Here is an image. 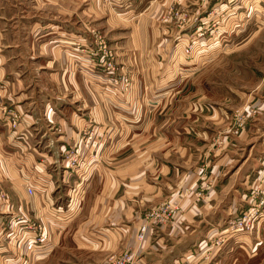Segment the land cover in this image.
<instances>
[{"label": "crops", "instance_id": "1", "mask_svg": "<svg viewBox=\"0 0 264 264\" xmlns=\"http://www.w3.org/2000/svg\"><path fill=\"white\" fill-rule=\"evenodd\" d=\"M235 2L121 0V31L102 0H0V264H108L124 251L132 264L239 263L223 228L264 172V93L235 124L196 85L223 41L261 32L264 0ZM198 17L216 28L193 39ZM95 26L115 31L113 76L131 75L130 89L108 85ZM165 201L173 217L149 219Z\"/></svg>", "mask_w": 264, "mask_h": 264}, {"label": "rangeland", "instance_id": "2", "mask_svg": "<svg viewBox=\"0 0 264 264\" xmlns=\"http://www.w3.org/2000/svg\"><path fill=\"white\" fill-rule=\"evenodd\" d=\"M102 1L106 7L110 5V9L112 8L111 10H116V15L122 20V23L119 26H113L116 27V29L121 28V31H124V25H128V23L131 22L130 14L128 13L129 11L121 7L124 4L122 5L121 0L118 1V3L116 2L117 0ZM234 1L235 0H228L230 3H233ZM237 1L241 4L244 2V0H236V2ZM118 8H123L124 10H118ZM176 8L171 6L168 7L166 14L169 12V15L175 16V14H177ZM199 8L207 9L210 15L213 13L215 14L216 10H213L214 7L209 9L210 7H207V5L206 7L200 6ZM199 14H202L201 9L197 16ZM200 17H198L197 20L198 24L203 23L200 21ZM185 19H187L186 14L182 16V19L176 18V21L179 20L176 25L181 26L180 22H182L183 25ZM103 21L105 22V25H108V22L104 19ZM212 21L213 20L210 19L207 24L203 23L204 26L199 29V32H202V35L196 34L198 37H193V39H198L201 36L204 37L206 32L213 29V26L216 28V25H214ZM255 28H258V30L261 31L257 36L251 35L249 37L247 33H244L237 39L231 38L223 41L222 46L229 45L228 48H218L217 53L212 54V58L207 62L209 64L201 70L202 73L196 83L200 92L207 93L212 97V103L214 105H227V108L233 113L232 120H234L235 124H237L238 121L242 122L243 106L252 105V95L255 96L259 93H264V18H262L260 24L255 26ZM251 29L252 27L249 28V30ZM89 35V39L97 44V49L101 54V71L105 72L106 75H109L110 80L113 78V73L109 69V64L118 65L117 62L122 64L116 55L114 41H112L113 38L111 39V37L117 35L115 34V31L109 30L108 27L103 26L92 27L91 30H89ZM192 42L191 39L184 46V55L193 56V48L188 52L186 49L192 44ZM120 72L122 73L121 75H126L125 77H128L129 80V84L125 87L126 89L121 88L124 90L130 89L132 85L131 75L124 73L123 70H120ZM107 83L108 85L113 86L114 89H119L115 88L113 81ZM8 109H5V113H7ZM18 124L15 127H17ZM11 127H13V125H11ZM75 154L76 150L69 153L68 157L71 161H73L74 157L72 156ZM74 162L75 161H73V163ZM253 186V195L250 197L251 201L244 209L251 208L253 214L251 220L254 221V227L251 230L239 233V235L236 236L238 241H240L237 250L239 258L238 264H264V172L257 177ZM249 234L254 238V242H252V239H244L248 237ZM256 238L260 239L258 243L255 242Z\"/></svg>", "mask_w": 264, "mask_h": 264}, {"label": "built area", "instance_id": "3", "mask_svg": "<svg viewBox=\"0 0 264 264\" xmlns=\"http://www.w3.org/2000/svg\"><path fill=\"white\" fill-rule=\"evenodd\" d=\"M193 45H195L194 41L189 47L186 48L187 52L189 50H192ZM109 69L113 73L115 72L116 67L114 64H109ZM125 76L126 75L113 76L111 81H113L115 88H125L129 84L128 77ZM6 114L8 116L9 123L13 125V127H15L19 123L21 117L20 112L14 109H8ZM70 163H73V161L70 160ZM28 190L30 193L33 192L32 187H29ZM196 194L199 199L203 196V193L201 191H197ZM0 200L8 201V196L6 192L1 188ZM173 208L174 206L170 201L163 202L148 213V218L151 220L167 222L173 217ZM252 216L253 214L251 208L243 209L239 216L231 217L226 221L225 226L223 228V232L226 235L236 237L237 235H239V233L251 230L254 227V221L251 220ZM144 235V232H141L140 238L143 239ZM41 239V235L39 238H36L37 242L41 241ZM216 244H218V242ZM134 259L135 255L132 252L125 251L113 257L108 264H132Z\"/></svg>", "mask_w": 264, "mask_h": 264}]
</instances>
